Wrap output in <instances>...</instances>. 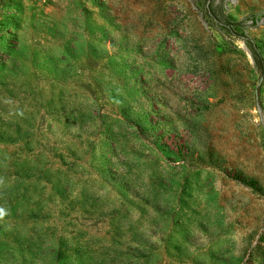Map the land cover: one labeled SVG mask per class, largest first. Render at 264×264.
I'll return each instance as SVG.
<instances>
[{"label": "rangeland", "instance_id": "374dc122", "mask_svg": "<svg viewBox=\"0 0 264 264\" xmlns=\"http://www.w3.org/2000/svg\"><path fill=\"white\" fill-rule=\"evenodd\" d=\"M249 44L264 0H0V264H264Z\"/></svg>", "mask_w": 264, "mask_h": 264}, {"label": "trees", "instance_id": "16d2710c", "mask_svg": "<svg viewBox=\"0 0 264 264\" xmlns=\"http://www.w3.org/2000/svg\"><path fill=\"white\" fill-rule=\"evenodd\" d=\"M219 16L220 17L217 18V20L219 22H223L222 24L224 27L229 28L228 26L233 25V23L229 22L223 13L220 12ZM249 47L251 49L252 56H253V59H254L258 73L260 75L264 76V59H263V57L260 55V53L254 47L250 46V44H249ZM250 182H255V181L253 179H250Z\"/></svg>", "mask_w": 264, "mask_h": 264}, {"label": "water", "instance_id": "95a60500", "mask_svg": "<svg viewBox=\"0 0 264 264\" xmlns=\"http://www.w3.org/2000/svg\"><path fill=\"white\" fill-rule=\"evenodd\" d=\"M255 63V62H254Z\"/></svg>", "mask_w": 264, "mask_h": 264}]
</instances>
